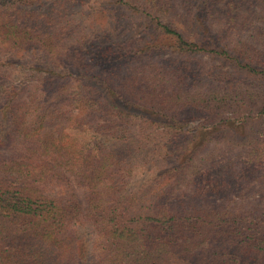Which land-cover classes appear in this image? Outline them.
<instances>
[{
	"label": "trees",
	"instance_id": "obj_1",
	"mask_svg": "<svg viewBox=\"0 0 264 264\" xmlns=\"http://www.w3.org/2000/svg\"><path fill=\"white\" fill-rule=\"evenodd\" d=\"M0 264H264V0H0Z\"/></svg>",
	"mask_w": 264,
	"mask_h": 264
},
{
	"label": "rangeland",
	"instance_id": "obj_2",
	"mask_svg": "<svg viewBox=\"0 0 264 264\" xmlns=\"http://www.w3.org/2000/svg\"><path fill=\"white\" fill-rule=\"evenodd\" d=\"M203 61L206 63V66H208V67L210 66V68L212 66L213 71L217 75H221V77H224V76L229 77V74L231 73V70L228 68L229 66H225V65L219 63L218 61L213 62L210 59H204ZM198 62H200V61H198ZM231 78H237L238 79V77H235V76H232ZM228 116L229 115H226V117H228ZM230 118H232V117H230ZM188 129L193 130V131L197 130V129L199 130V129H202V126L200 124H197V122H195L193 124H190L188 126Z\"/></svg>",
	"mask_w": 264,
	"mask_h": 264
}]
</instances>
